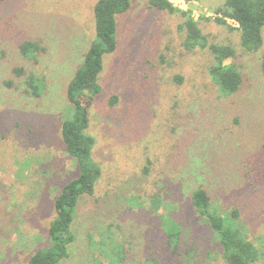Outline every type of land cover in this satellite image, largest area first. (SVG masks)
<instances>
[{"label": "rangeland", "instance_id": "374dc122", "mask_svg": "<svg viewBox=\"0 0 264 264\" xmlns=\"http://www.w3.org/2000/svg\"><path fill=\"white\" fill-rule=\"evenodd\" d=\"M225 1L193 2L180 11H192L209 43L235 48L229 63L243 83L228 97L209 74L210 51L184 45L180 13L137 0L116 16L118 48L104 58L103 92L89 113L92 158L102 176L95 194L81 197L72 227L76 241L58 264H109L89 243L108 227L126 244L124 264H182L167 247L161 214L191 231L198 251L193 264H227L191 204L200 187L220 212H239L251 241L264 236V44L248 52L237 30L206 20ZM97 2L0 4V264H29L48 245L55 199L78 177L61 127L70 112L67 86L95 37ZM26 41L40 42L46 53L35 61L24 56ZM16 68L25 74L18 77ZM31 76L46 81L37 96L27 90ZM153 196L160 200L157 213Z\"/></svg>", "mask_w": 264, "mask_h": 264}, {"label": "trees", "instance_id": "16d2710c", "mask_svg": "<svg viewBox=\"0 0 264 264\" xmlns=\"http://www.w3.org/2000/svg\"><path fill=\"white\" fill-rule=\"evenodd\" d=\"M4 0H0V4ZM137 0H98L94 8L95 37L83 55V62L77 67L73 78L67 86V99L70 112L62 122L61 136L67 153L76 161L79 169L78 177L68 182L60 191L54 202L55 217L50 222L48 230V245L40 247L30 257L29 264H58L69 257V247L76 241L73 224L81 197L93 196L96 185L102 176V169L93 160V150L96 139L88 130L90 116L95 100L103 90L99 83L104 70V58L114 53L118 48L117 15H122L132 8ZM152 9L180 13L185 22L182 29L186 38L184 45L189 51L208 49L214 58V64L209 68V74L218 87L221 96L228 97L238 93L243 83V77L234 63H229L236 57V50L231 45L209 43L192 11L183 12L174 8L167 0H145ZM187 3H201L210 0H184ZM213 20L220 26L237 30L240 33V43L248 52H258L263 44L264 0H226L223 6L216 9ZM221 16V17H220ZM201 19H205L201 17ZM227 19L234 20L237 28L227 24ZM21 53L37 60L40 53H46V48L40 42L26 41L20 46ZM264 74V54L261 61ZM18 77L23 76V68H16ZM178 81L180 79L178 78ZM44 79L29 77L27 90L30 95H38L40 83ZM117 102L113 96L110 104ZM191 204L200 220L206 224L212 234L213 241L222 249L227 264H257L264 260V236L256 244L248 237L246 225L239 220V212L233 216L220 212L205 188L192 191ZM160 200L153 196L151 207L157 213ZM161 228L164 232L167 247L173 255L179 256L182 264L197 263L198 251L195 240L189 229L167 214H161ZM98 239L89 241L109 264H124L128 253L126 244L113 231L101 228Z\"/></svg>", "mask_w": 264, "mask_h": 264}, {"label": "built area", "instance_id": "2783aa9c", "mask_svg": "<svg viewBox=\"0 0 264 264\" xmlns=\"http://www.w3.org/2000/svg\"><path fill=\"white\" fill-rule=\"evenodd\" d=\"M174 8H176L177 10H187L186 7L189 3H187L184 0H167ZM229 21L234 22L235 24H237L234 20L231 19H227ZM238 25V24H237Z\"/></svg>", "mask_w": 264, "mask_h": 264}]
</instances>
